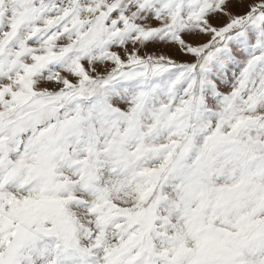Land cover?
I'll return each mask as SVG.
<instances>
[{
    "label": "snow or ice",
    "instance_id": "6c2138e0",
    "mask_svg": "<svg viewBox=\"0 0 264 264\" xmlns=\"http://www.w3.org/2000/svg\"><path fill=\"white\" fill-rule=\"evenodd\" d=\"M0 264H264V0H0Z\"/></svg>",
    "mask_w": 264,
    "mask_h": 264
}]
</instances>
